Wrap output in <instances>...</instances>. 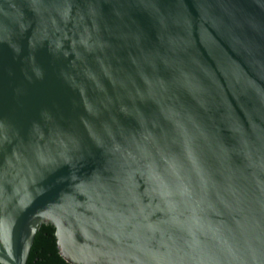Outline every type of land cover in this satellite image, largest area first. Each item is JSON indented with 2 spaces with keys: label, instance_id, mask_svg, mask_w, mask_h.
I'll return each mask as SVG.
<instances>
[{
  "label": "water",
  "instance_id": "water-1",
  "mask_svg": "<svg viewBox=\"0 0 264 264\" xmlns=\"http://www.w3.org/2000/svg\"><path fill=\"white\" fill-rule=\"evenodd\" d=\"M264 264V0H0V264Z\"/></svg>",
  "mask_w": 264,
  "mask_h": 264
},
{
  "label": "trees",
  "instance_id": "trees-1",
  "mask_svg": "<svg viewBox=\"0 0 264 264\" xmlns=\"http://www.w3.org/2000/svg\"><path fill=\"white\" fill-rule=\"evenodd\" d=\"M26 264H70L58 251L52 225L43 224L37 230Z\"/></svg>",
  "mask_w": 264,
  "mask_h": 264
}]
</instances>
